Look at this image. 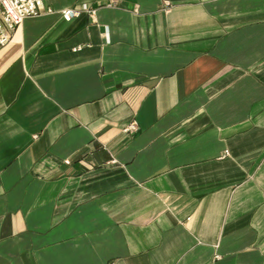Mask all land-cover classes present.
Segmentation results:
<instances>
[{
    "label": "crops",
    "instance_id": "crops-1",
    "mask_svg": "<svg viewBox=\"0 0 264 264\" xmlns=\"http://www.w3.org/2000/svg\"><path fill=\"white\" fill-rule=\"evenodd\" d=\"M42 4L0 50V264H264V0Z\"/></svg>",
    "mask_w": 264,
    "mask_h": 264
},
{
    "label": "built area",
    "instance_id": "built-area-1",
    "mask_svg": "<svg viewBox=\"0 0 264 264\" xmlns=\"http://www.w3.org/2000/svg\"><path fill=\"white\" fill-rule=\"evenodd\" d=\"M54 12V9L50 7L45 8L42 0H0V50L10 43L12 34L26 19ZM96 13V8L82 4L77 8L62 9L60 15L65 21L70 22L82 14L92 17ZM138 130V124L135 122L125 128L124 133H135Z\"/></svg>",
    "mask_w": 264,
    "mask_h": 264
}]
</instances>
